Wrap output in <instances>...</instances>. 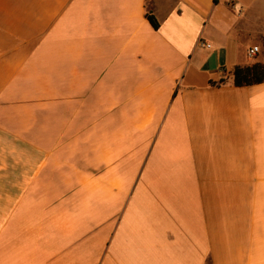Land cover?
I'll list each match as a JSON object with an SVG mask.
<instances>
[{
	"label": "crops",
	"instance_id": "1",
	"mask_svg": "<svg viewBox=\"0 0 264 264\" xmlns=\"http://www.w3.org/2000/svg\"><path fill=\"white\" fill-rule=\"evenodd\" d=\"M235 1L0 0V264H264V82L231 75L264 0Z\"/></svg>",
	"mask_w": 264,
	"mask_h": 264
},
{
	"label": "trees",
	"instance_id": "2",
	"mask_svg": "<svg viewBox=\"0 0 264 264\" xmlns=\"http://www.w3.org/2000/svg\"><path fill=\"white\" fill-rule=\"evenodd\" d=\"M146 17L154 28L159 26L158 21L151 12H147ZM231 75L233 84L237 86L264 82V59L254 60L242 66L236 65L231 70ZM221 82H223V80H221Z\"/></svg>",
	"mask_w": 264,
	"mask_h": 264
},
{
	"label": "built area",
	"instance_id": "3",
	"mask_svg": "<svg viewBox=\"0 0 264 264\" xmlns=\"http://www.w3.org/2000/svg\"><path fill=\"white\" fill-rule=\"evenodd\" d=\"M226 4H227V7L232 11H235L237 13H240L242 11L241 7H236L235 0H227ZM204 45L209 46V44H206V43ZM259 51H260V48L257 45H253L247 49L246 55L247 57L252 58L256 56L257 53H259Z\"/></svg>",
	"mask_w": 264,
	"mask_h": 264
},
{
	"label": "rangeland",
	"instance_id": "4",
	"mask_svg": "<svg viewBox=\"0 0 264 264\" xmlns=\"http://www.w3.org/2000/svg\"><path fill=\"white\" fill-rule=\"evenodd\" d=\"M254 60H263L264 59V47L260 48V52L257 53L256 56L253 57Z\"/></svg>",
	"mask_w": 264,
	"mask_h": 264
}]
</instances>
